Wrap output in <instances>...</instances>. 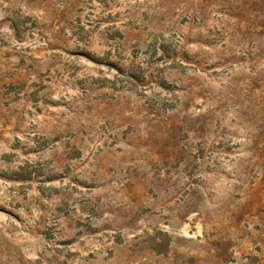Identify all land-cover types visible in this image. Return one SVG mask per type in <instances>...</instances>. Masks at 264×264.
Wrapping results in <instances>:
<instances>
[{"label": "rangeland", "instance_id": "rangeland-1", "mask_svg": "<svg viewBox=\"0 0 264 264\" xmlns=\"http://www.w3.org/2000/svg\"><path fill=\"white\" fill-rule=\"evenodd\" d=\"M0 264H264V0H0Z\"/></svg>", "mask_w": 264, "mask_h": 264}]
</instances>
